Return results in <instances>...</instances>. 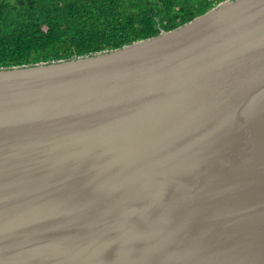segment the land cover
Listing matches in <instances>:
<instances>
[{
	"label": "water",
	"instance_id": "95a60500",
	"mask_svg": "<svg viewBox=\"0 0 264 264\" xmlns=\"http://www.w3.org/2000/svg\"><path fill=\"white\" fill-rule=\"evenodd\" d=\"M0 264H264V0L0 69Z\"/></svg>",
	"mask_w": 264,
	"mask_h": 264
},
{
	"label": "trees",
	"instance_id": "16d2710c",
	"mask_svg": "<svg viewBox=\"0 0 264 264\" xmlns=\"http://www.w3.org/2000/svg\"><path fill=\"white\" fill-rule=\"evenodd\" d=\"M226 0H0V69L90 57L170 32Z\"/></svg>",
	"mask_w": 264,
	"mask_h": 264
}]
</instances>
